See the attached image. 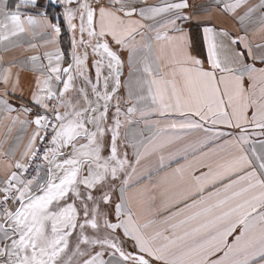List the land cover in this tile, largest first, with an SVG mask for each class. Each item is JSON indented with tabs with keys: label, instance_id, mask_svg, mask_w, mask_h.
<instances>
[{
	"label": "snow or ice",
	"instance_id": "obj_1",
	"mask_svg": "<svg viewBox=\"0 0 264 264\" xmlns=\"http://www.w3.org/2000/svg\"><path fill=\"white\" fill-rule=\"evenodd\" d=\"M52 3L67 55L40 0H0V44L51 46L28 103L0 70V117L31 129L0 150V264H264V0H210L203 58L189 0Z\"/></svg>",
	"mask_w": 264,
	"mask_h": 264
},
{
	"label": "crops",
	"instance_id": "obj_2",
	"mask_svg": "<svg viewBox=\"0 0 264 264\" xmlns=\"http://www.w3.org/2000/svg\"><path fill=\"white\" fill-rule=\"evenodd\" d=\"M44 6L41 11L47 10L49 18L54 19L56 22L61 23V35L59 37V47L63 49L67 55L70 51V33L67 31V25L63 22L62 19V9L54 8L51 5L50 0H40ZM160 0H148V3H159ZM192 4V8L189 11L193 14V22L189 28V39L191 41V52L194 56L202 57V33L201 29L198 26V20L208 19L209 14L205 11V8L209 4L210 0H189ZM252 3H260V0H251ZM259 12L256 13V18L254 22L248 27L249 39L253 44L264 43V35L259 31V22H258ZM211 19L217 25L228 28L233 33L240 32L243 34V31L240 30V26L232 21L231 19H226L223 16H220L215 12V9L211 12ZM49 36L45 33L44 29L38 28V33L33 35L29 33L27 35H22L14 41L13 44L5 46V44H0V70L14 65L12 67L13 78L19 74L20 78V88L17 89V96L23 95V101L19 99H12L14 105H19L21 102L28 103L29 97V86L34 80L35 76L38 75L37 72L32 71V65L29 58L33 55H42L46 50H51L50 45H45L44 40L48 39ZM139 39V38H138ZM30 44H36V48H31ZM122 59L125 61L123 68V75L121 77L122 81H126L129 78V67L127 63V52L122 53ZM47 61H45L46 63ZM3 87L2 82H0V88ZM123 91V90H122ZM15 115V114H13ZM11 121L3 119L0 117V144L3 145V151H7L11 146L15 145L16 138L18 136L23 139L20 141L19 149L16 152V156L19 157L20 152L23 151L24 144L27 142L28 135L31 132V129H28L27 132L21 130L19 125L11 128L9 132V126ZM195 133L191 134L190 138L195 137ZM2 159V158H0ZM157 158H153L151 161H145V164H152L155 166Z\"/></svg>",
	"mask_w": 264,
	"mask_h": 264
},
{
	"label": "built area",
	"instance_id": "obj_3",
	"mask_svg": "<svg viewBox=\"0 0 264 264\" xmlns=\"http://www.w3.org/2000/svg\"><path fill=\"white\" fill-rule=\"evenodd\" d=\"M50 2H51V5H52L54 8L61 9L59 5H56V4L52 3V0H50Z\"/></svg>",
	"mask_w": 264,
	"mask_h": 264
}]
</instances>
